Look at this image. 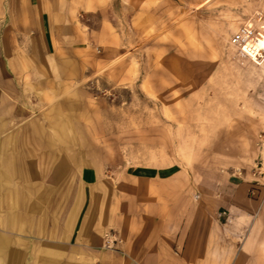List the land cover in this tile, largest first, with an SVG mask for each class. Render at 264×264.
Returning <instances> with one entry per match:
<instances>
[{
	"label": "rangeland",
	"instance_id": "obj_1",
	"mask_svg": "<svg viewBox=\"0 0 264 264\" xmlns=\"http://www.w3.org/2000/svg\"><path fill=\"white\" fill-rule=\"evenodd\" d=\"M91 4L96 10L79 17L86 49L82 64L70 67L68 118L43 112L60 98L33 99L31 113L5 131L0 236L7 247L0 264H53L46 252L62 248L69 209L83 191L78 168L94 163L102 185L114 189L133 187V174L158 181L177 170L181 185L192 175L197 202L207 170L263 186L193 217L221 219L229 235V256L210 264H264V4ZM113 230L103 232L104 249ZM243 250L245 257L237 254Z\"/></svg>",
	"mask_w": 264,
	"mask_h": 264
},
{
	"label": "crops",
	"instance_id": "obj_2",
	"mask_svg": "<svg viewBox=\"0 0 264 264\" xmlns=\"http://www.w3.org/2000/svg\"><path fill=\"white\" fill-rule=\"evenodd\" d=\"M92 1L0 0V146L6 144L9 124L31 113L33 99L44 104L60 98L43 112L57 114L62 121L68 118L65 87L70 67L82 64L86 49L79 17L96 10ZM176 174L177 170L165 172L158 181L147 173L133 174V187L114 189L102 185L98 164L81 165L78 180L83 191L69 209L62 248L46 252V259L53 264H210L209 258L228 257L230 239L221 219L198 222L193 215L213 212L217 206L228 208L233 199L244 201L252 186H263L248 183L244 176L207 170L197 202L191 197L197 181L191 175L181 185ZM5 178L7 174L0 173V185ZM104 193L111 195L110 201L105 202ZM19 202L20 195L13 199ZM107 228L114 229L117 242L104 249ZM6 244L0 236L2 255ZM58 253L60 262L54 260ZM237 254L245 257L247 251Z\"/></svg>",
	"mask_w": 264,
	"mask_h": 264
},
{
	"label": "built area",
	"instance_id": "obj_3",
	"mask_svg": "<svg viewBox=\"0 0 264 264\" xmlns=\"http://www.w3.org/2000/svg\"><path fill=\"white\" fill-rule=\"evenodd\" d=\"M256 1H258L261 4H264V0H256ZM116 242H117V239L111 232L105 235V238H104L105 247L112 248Z\"/></svg>",
	"mask_w": 264,
	"mask_h": 264
}]
</instances>
